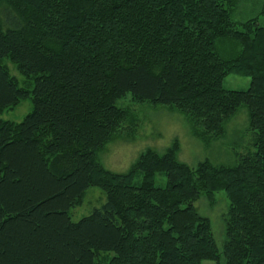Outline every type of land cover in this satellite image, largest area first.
<instances>
[{
    "label": "trees",
    "instance_id": "16d2710c",
    "mask_svg": "<svg viewBox=\"0 0 264 264\" xmlns=\"http://www.w3.org/2000/svg\"><path fill=\"white\" fill-rule=\"evenodd\" d=\"M236 2L0 0V113L32 103L20 122L0 119V264H264V7L262 24L236 21ZM227 74L249 87L224 88ZM127 95L176 106L204 141L245 106L254 150L190 167L174 143L107 170L95 153ZM91 186L106 200L73 222ZM217 191L228 201L221 251L194 206Z\"/></svg>",
    "mask_w": 264,
    "mask_h": 264
},
{
    "label": "rangeland",
    "instance_id": "374dc122",
    "mask_svg": "<svg viewBox=\"0 0 264 264\" xmlns=\"http://www.w3.org/2000/svg\"><path fill=\"white\" fill-rule=\"evenodd\" d=\"M263 7L264 0H237L234 19L241 21L256 16L258 23L262 24L263 19L257 14ZM3 62L10 75L20 85H24L25 80L15 64L8 59ZM222 84L226 89L246 90L250 84V77L227 74ZM116 105L125 112L120 127L95 153L96 162L112 172L128 171L139 155L147 149L164 153L174 143L178 146L177 159L190 167L203 160H209L214 164L231 165L237 161L239 155L254 150V133L249 128L245 106L239 107L226 122L225 132L221 137L204 141L202 129L176 106L158 105L147 101L137 102L129 95L117 100ZM31 108V99L26 98L14 108L1 112L0 119L20 122ZM154 184L158 187L166 185L164 173L155 175ZM105 200V194L100 188L93 186L87 188L82 203L70 210L71 220L77 222L88 216L94 208H100ZM194 206L200 215L210 220L215 243L221 251L224 242V218L228 207L224 191L215 192L211 199L202 195L194 202Z\"/></svg>",
    "mask_w": 264,
    "mask_h": 264
}]
</instances>
